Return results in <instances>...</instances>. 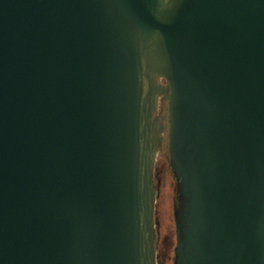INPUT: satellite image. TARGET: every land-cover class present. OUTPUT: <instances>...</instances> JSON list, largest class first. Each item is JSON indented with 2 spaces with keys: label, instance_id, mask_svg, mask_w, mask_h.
Instances as JSON below:
<instances>
[{
  "label": "water",
  "instance_id": "95a60500",
  "mask_svg": "<svg viewBox=\"0 0 264 264\" xmlns=\"http://www.w3.org/2000/svg\"><path fill=\"white\" fill-rule=\"evenodd\" d=\"M165 140L174 264H264V0H0V264H158Z\"/></svg>",
  "mask_w": 264,
  "mask_h": 264
},
{
  "label": "rangeland",
  "instance_id": "374dc122",
  "mask_svg": "<svg viewBox=\"0 0 264 264\" xmlns=\"http://www.w3.org/2000/svg\"><path fill=\"white\" fill-rule=\"evenodd\" d=\"M160 113L167 112V102L160 103ZM158 195L156 203L157 219V261L158 264L175 263L176 227L175 208L178 199L177 181L172 172L168 149L160 153L155 165Z\"/></svg>",
  "mask_w": 264,
  "mask_h": 264
},
{
  "label": "bare ground",
  "instance_id": "6f19581e",
  "mask_svg": "<svg viewBox=\"0 0 264 264\" xmlns=\"http://www.w3.org/2000/svg\"><path fill=\"white\" fill-rule=\"evenodd\" d=\"M161 102H162V101H161ZM161 102H160V103H161ZM159 110H160V105H159L158 113H159L160 115H162V113H160ZM165 147L167 148V141H166V140H165V142H164V145H163L162 149L160 150V152H159L158 155H157V159H158L160 153L162 152V150H163ZM157 159H156V161H157ZM155 165H156V164H155Z\"/></svg>",
  "mask_w": 264,
  "mask_h": 264
}]
</instances>
